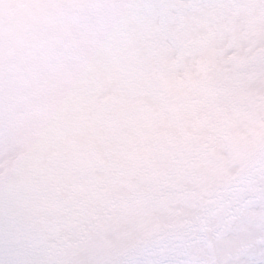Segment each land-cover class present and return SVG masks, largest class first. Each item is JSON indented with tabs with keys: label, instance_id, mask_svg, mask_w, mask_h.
Masks as SVG:
<instances>
[{
	"label": "clouds",
	"instance_id": "clouds-1",
	"mask_svg": "<svg viewBox=\"0 0 264 264\" xmlns=\"http://www.w3.org/2000/svg\"><path fill=\"white\" fill-rule=\"evenodd\" d=\"M166 2L0 0V107L17 106L19 133L9 154L20 157L0 181V264H136L128 253L144 237L137 220L113 221L82 234L73 215L87 218L90 209L136 199L154 172L166 166L170 137L163 121L143 110L126 111L109 99L128 33L145 23L175 31L190 14L172 9L162 15L159 5ZM145 3L157 5L148 16L141 7ZM41 5H49L47 16ZM228 8L232 24L250 31L246 22L254 15L252 7L238 2ZM45 25L56 27L63 47L34 82L30 44ZM221 28L230 40L231 28ZM181 190L178 201L157 200L145 223L151 217L162 224L190 223L187 213L173 216L168 210L177 203L184 209L213 187L187 179ZM248 207L264 212L255 201ZM228 238L243 243L236 232ZM190 241L198 255L177 247L166 264H223L234 251L218 254L195 230Z\"/></svg>",
	"mask_w": 264,
	"mask_h": 264
},
{
	"label": "snow or ice",
	"instance_id": "snow-or-ice-1",
	"mask_svg": "<svg viewBox=\"0 0 264 264\" xmlns=\"http://www.w3.org/2000/svg\"><path fill=\"white\" fill-rule=\"evenodd\" d=\"M199 5L197 0H167L159 5L162 15L172 9L188 10L190 14L184 16L182 26L175 31L145 23L142 29L129 32L120 50L122 60L116 81L109 84L112 103L126 111L143 110L163 121L170 139L164 148L168 155L162 173L157 169L152 183L136 199L90 209L87 218L75 213L73 222L82 234H87L113 221L137 220L144 237L128 253L136 264H166L181 246L185 254L198 255L199 250L190 241L194 230L203 241L215 245L218 254L234 250L223 264H264V212L248 207L255 201L264 209V133L248 126L252 108L244 99L264 98V19L256 21L248 32L233 24L229 40L218 22L217 26L205 27L204 16L198 13L206 16L230 5H218L212 0L206 8ZM48 7L39 6L44 16ZM141 7L148 16L157 5L145 3ZM30 47L36 82L52 66L63 44L56 27L45 25ZM206 56L218 66L246 61L245 71L250 75L243 96L234 95L228 81L217 84L202 75ZM16 111L12 103L0 107V181L20 159L9 154L19 133ZM257 117L264 121V113L257 111ZM235 124L241 126L239 145L225 132ZM205 167L218 176L213 190L184 209L177 203L168 210L173 216L187 213L190 223L162 224L158 217L145 223L157 200L178 201L182 182L198 179ZM233 232L242 244L228 238ZM170 241L175 243L169 248Z\"/></svg>",
	"mask_w": 264,
	"mask_h": 264
},
{
	"label": "rangeland",
	"instance_id": "rangeland-1",
	"mask_svg": "<svg viewBox=\"0 0 264 264\" xmlns=\"http://www.w3.org/2000/svg\"><path fill=\"white\" fill-rule=\"evenodd\" d=\"M198 3H208L209 0H197ZM213 3L218 5H232L238 2H244L253 5L252 11L254 15H250L247 20L249 27L254 26L256 21L261 16H264V0H212ZM204 16V23L212 24L213 26L223 27L224 29L232 28L231 11L228 7L217 8L215 11ZM246 61L236 60L233 64L218 66L210 56H206L202 65V75L208 77L214 83H223L228 81L231 84V92L236 96H243L246 87V79L250 72L245 71ZM248 105L252 108L251 117L249 119V127L258 128L260 133H264V121L257 117V111L264 113V98H257L254 96L244 97ZM225 132L229 135L234 144L241 143V126L235 124L225 128ZM207 144V141H205ZM218 176L209 168L205 167L198 179L195 181L203 186L214 185L217 183ZM179 211V210H176Z\"/></svg>",
	"mask_w": 264,
	"mask_h": 264
}]
</instances>
